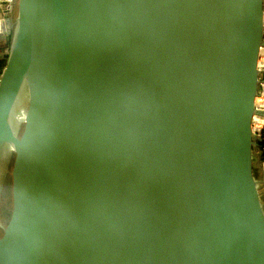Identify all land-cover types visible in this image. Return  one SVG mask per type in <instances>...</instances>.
<instances>
[{"label": "water", "instance_id": "1", "mask_svg": "<svg viewBox=\"0 0 264 264\" xmlns=\"http://www.w3.org/2000/svg\"><path fill=\"white\" fill-rule=\"evenodd\" d=\"M18 6L0 79V264H20L35 220L37 264H264V0Z\"/></svg>", "mask_w": 264, "mask_h": 264}, {"label": "bare ground", "instance_id": "2", "mask_svg": "<svg viewBox=\"0 0 264 264\" xmlns=\"http://www.w3.org/2000/svg\"><path fill=\"white\" fill-rule=\"evenodd\" d=\"M25 60H26V57H25V53H24V56H23L24 63H25ZM259 67L264 68V47L260 51ZM259 155L261 156V153H259ZM263 164H264V162H263ZM38 220H39V218H38ZM37 223H38V221L35 220L30 224L31 226L29 228V230H30L29 236H31V237L29 239V242H25L22 245V242L25 241L27 239V237L25 239H23L22 236H19L17 239V250H16L17 255L16 256L18 257V259H20V261H19L20 264H37V257H38V252H39L37 240H38L39 233H41V228L40 227L36 228ZM24 247H27V253L24 257H21V254L24 253L23 252ZM17 257H16V259H17ZM25 257H26V259L24 260Z\"/></svg>", "mask_w": 264, "mask_h": 264}, {"label": "rangeland", "instance_id": "3", "mask_svg": "<svg viewBox=\"0 0 264 264\" xmlns=\"http://www.w3.org/2000/svg\"><path fill=\"white\" fill-rule=\"evenodd\" d=\"M19 0H11V4L12 5V9L10 12H8V16H7V27L6 30H4L3 34L0 36V41L3 43V46L0 47V57L4 60L6 59V62H4L3 65V71H4V67L7 64V60H8V56H9V52H10V46L8 47V45L6 44L8 36L11 34L13 35L16 23H17V17H18V11H19V6H18ZM3 73V72H2ZM1 73V75H2ZM1 79V76H0ZM260 79L263 80L262 75L260 76ZM260 89H261V85H260ZM259 155V152L257 151V156ZM260 156V155H259ZM5 173H4V179L7 182L10 178V163L7 162L5 163Z\"/></svg>", "mask_w": 264, "mask_h": 264}, {"label": "built area", "instance_id": "4", "mask_svg": "<svg viewBox=\"0 0 264 264\" xmlns=\"http://www.w3.org/2000/svg\"><path fill=\"white\" fill-rule=\"evenodd\" d=\"M9 2H10L9 0L6 1L7 5L9 4ZM2 9L3 7H1L0 5V10ZM6 24H7L6 18L0 17V36L3 34L4 30H6V27H7ZM2 68L0 71V76H1V73L3 72ZM260 70H261V75L263 77V80L261 83L260 94L256 99V108L258 111L264 112V68H260ZM253 129H254V132L257 134V136L261 138L260 147L257 148V151L261 153V158L264 162V115L263 116L256 115L254 117Z\"/></svg>", "mask_w": 264, "mask_h": 264}, {"label": "crops", "instance_id": "5", "mask_svg": "<svg viewBox=\"0 0 264 264\" xmlns=\"http://www.w3.org/2000/svg\"><path fill=\"white\" fill-rule=\"evenodd\" d=\"M7 0H0V5L1 7H5V9L7 10V8L9 9V6H10V2L9 4L7 5L6 3ZM7 16L8 14L6 13V11H4V9L0 10V17H4L6 18L7 20ZM257 157V172L260 174H263L262 176V179H261V182H260V191H261V197H262V200L264 202V164H263V160L261 158V156H256Z\"/></svg>", "mask_w": 264, "mask_h": 264}, {"label": "trees", "instance_id": "6", "mask_svg": "<svg viewBox=\"0 0 264 264\" xmlns=\"http://www.w3.org/2000/svg\"><path fill=\"white\" fill-rule=\"evenodd\" d=\"M11 41H12V35L10 34L8 36V39H7V42H6V44L8 45V47L11 45ZM6 59L3 60L2 58H0V71H1V68L3 67V65H4V62H6Z\"/></svg>", "mask_w": 264, "mask_h": 264}, {"label": "flooded vegetation", "instance_id": "7", "mask_svg": "<svg viewBox=\"0 0 264 264\" xmlns=\"http://www.w3.org/2000/svg\"><path fill=\"white\" fill-rule=\"evenodd\" d=\"M3 46V43L0 41V47H2Z\"/></svg>", "mask_w": 264, "mask_h": 264}]
</instances>
